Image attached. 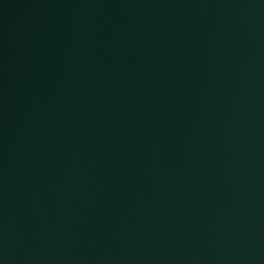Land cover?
<instances>
[{
  "label": "water",
  "instance_id": "95a60500",
  "mask_svg": "<svg viewBox=\"0 0 264 264\" xmlns=\"http://www.w3.org/2000/svg\"><path fill=\"white\" fill-rule=\"evenodd\" d=\"M0 264H264V0H0Z\"/></svg>",
  "mask_w": 264,
  "mask_h": 264
}]
</instances>
